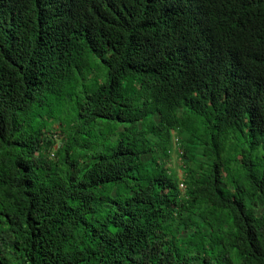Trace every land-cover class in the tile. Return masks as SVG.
<instances>
[{
  "label": "trees",
  "instance_id": "16d2710c",
  "mask_svg": "<svg viewBox=\"0 0 264 264\" xmlns=\"http://www.w3.org/2000/svg\"><path fill=\"white\" fill-rule=\"evenodd\" d=\"M0 264H264V0H0Z\"/></svg>",
  "mask_w": 264,
  "mask_h": 264
},
{
  "label": "rangeland",
  "instance_id": "374dc122",
  "mask_svg": "<svg viewBox=\"0 0 264 264\" xmlns=\"http://www.w3.org/2000/svg\"><path fill=\"white\" fill-rule=\"evenodd\" d=\"M140 93H142V91ZM55 132H56L55 136L58 140L60 138L59 129H56ZM174 140L176 141V136ZM181 164L182 162H180L179 148H178V144L176 141V143L174 144L168 165L170 166L171 169L177 172L180 178H183V171L181 170Z\"/></svg>",
  "mask_w": 264,
  "mask_h": 264
},
{
  "label": "clouds",
  "instance_id": "9594fccd",
  "mask_svg": "<svg viewBox=\"0 0 264 264\" xmlns=\"http://www.w3.org/2000/svg\"><path fill=\"white\" fill-rule=\"evenodd\" d=\"M181 187L184 188V184L183 183H181Z\"/></svg>",
  "mask_w": 264,
  "mask_h": 264
}]
</instances>
